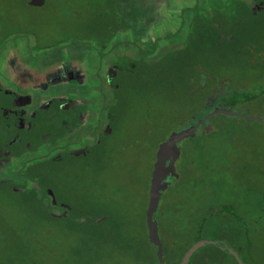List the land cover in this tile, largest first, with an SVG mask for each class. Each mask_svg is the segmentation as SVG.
<instances>
[{"label":"rangeland","instance_id":"1","mask_svg":"<svg viewBox=\"0 0 264 264\" xmlns=\"http://www.w3.org/2000/svg\"><path fill=\"white\" fill-rule=\"evenodd\" d=\"M93 1L45 0L43 7H32L25 6V0H0V60L8 45L26 41L37 46L51 45V48L65 45L66 51L76 41L88 43L97 56L98 49H95L92 40H77L84 33L80 26H86L82 19L85 22L88 20L89 24L95 17ZM219 1L212 0L211 4L214 3L213 6L218 8ZM233 2L234 6L240 2L252 4L255 12L261 7L253 0ZM136 3L146 8V0H136ZM223 6V11L218 14L208 11L206 21L209 19L218 25L224 21L227 23L228 15L235 14L236 9L232 5ZM153 10L155 13L156 10ZM239 21L246 23L243 19ZM252 24L251 28L243 27L240 35L242 41L233 48V52L238 50L236 58H232L230 52L227 57H216L215 63L228 65V68H222L219 73L221 76H234L238 80L233 81H239L244 76L259 75V85L264 87L263 56L251 60L258 72L250 70L249 66L243 68L251 57L247 55V51H251L247 43L251 41L246 36H252L250 31L264 30V17ZM223 30L226 29L223 27ZM33 32L38 33L39 41ZM140 37L147 39L149 35L142 34ZM169 41L170 38L161 41L153 54L150 47L152 41L140 42L135 49L133 47V52L137 53L134 58H114L115 50L107 49L109 57H113L111 61L119 65L115 83H123L124 87L116 91V97L122 99L120 109H114L112 113L110 108L107 109L112 114L113 123H108L105 131L113 128L115 132L112 137L98 146H84L79 152L74 150L66 153L64 148L53 149L48 146L50 151L41 161L49 160L52 163H49L47 170L40 171L46 173L44 176L48 177L49 185L33 182L22 174L21 169L27 168L29 161L16 163V166L21 167L19 171L10 169L0 173V178L26 186L27 192L35 189L32 193H36L44 208L41 214L51 218L48 222H38L30 209L31 204L26 207L10 203L9 199L0 195V256L12 259L11 264H35L27 258L38 254L47 255L55 259V264L62 257L75 253V248L83 244L84 255L103 254L104 247L107 244L110 246L115 237L117 243L123 241L130 245L134 255L140 249L145 258L153 255L156 250L147 238L145 212L156 148L171 133L196 121L188 119L189 110H177L179 99L169 100L164 96L167 88L165 78L154 82L149 77L151 67L161 75L160 57L169 49ZM211 46L206 45L205 52H210L207 49ZM21 47L26 52L24 46ZM118 48L117 51H129L126 50L128 45ZM213 55L215 53L210 56ZM197 59L198 54L185 59L188 66L178 69L182 72L180 83H186L193 70L196 69L195 73L198 74V69L193 68L200 61ZM131 64L136 68L128 74L123 73L121 68ZM172 68L177 70L176 66ZM182 88L178 86L177 92H182ZM112 102L113 99L109 103ZM220 108L246 117L264 119V95L253 103ZM60 116L58 111L54 113L53 126L60 123ZM210 119L211 133L198 129L195 137L184 139L177 145L179 154L175 170L178 176L170 177V185L162 192L154 214L162 249L167 251L172 260L179 258L195 237L224 243L234 237V219L224 210L228 207L234 208L235 215L242 220L240 229L243 237L251 238L256 249L260 248L264 253V218L259 223L255 222V217L249 214L254 206L248 201V196L253 193L258 194V197L263 194L264 197V125L240 116L220 114ZM41 126V120L35 121L34 129ZM28 217L34 221L31 225ZM205 217L207 225L202 222ZM75 237L86 238L82 241Z\"/></svg>","mask_w":264,"mask_h":264},{"label":"trees","instance_id":"2","mask_svg":"<svg viewBox=\"0 0 264 264\" xmlns=\"http://www.w3.org/2000/svg\"><path fill=\"white\" fill-rule=\"evenodd\" d=\"M220 1V7L218 8L213 6L214 3L211 4V1L209 0L206 4L204 3L206 6L205 8H208L207 12L211 11L218 14L220 11H223L225 7L223 6L224 4H226L227 7L229 5L234 6V2L232 3V1L234 0H223L222 2L224 3H221ZM229 1L230 3H228ZM93 2V5H95L93 6V13L95 14V17L90 21L89 24L88 20L87 22H85L82 19V22L85 23L86 26H80V29L84 31V33L82 35V38L77 40H86L85 42H90V40H92L95 44V49H98L99 56L101 57L104 55V52H106L108 45L110 44L120 26L121 12L119 10V7L122 0H94ZM254 2L261 5L259 11L255 12L253 8H251L250 4L240 2L239 4L234 6V9H236V13L228 15L227 23L224 21L223 24L220 25H218V23L216 22L209 21V19L208 21H206L205 15H207L208 13L204 11V7L201 8L202 13L199 12L198 7H195L194 9L196 12L194 13V17L192 18V21L189 25V32L182 44V47L171 52H167L160 57V62L162 63V66L160 67L161 75H159L156 70L154 71L155 68L153 67H151V70H149L151 73L149 77L154 82L163 81L165 78L167 88L164 96L169 100H173L175 98L178 101L179 99L177 110H189L188 119L196 120L195 122L191 123V125L195 124L199 119L205 117V113L212 111L215 107H223L227 105L237 107L243 104L245 105L256 102L260 98V96L264 95V87L259 85V75L254 74L252 76H244L242 78H239V81H233L234 79H238L233 78V75V77L231 76L232 78H229V75L221 76L219 74L221 73L222 68L226 69L228 68V65L215 63L217 61L216 57H227L228 55H230V52L232 58H236L238 50H234L233 52V48L235 47V45H237L238 42L242 41L240 35L243 31V27L248 26L249 28H251V26L254 25L252 23L257 22L259 19H262V17H264V1L255 0ZM24 4L25 6H29L27 0H25ZM131 11H133L132 7H130L128 12ZM240 19H243V21L246 20V23L240 22ZM227 25L229 26V28L227 27ZM223 27L226 30H223ZM216 31L218 34L215 33ZM257 31L258 32L250 31L252 36H246L249 37L248 40L251 41L250 43H247L248 47H250L251 50V53L249 52V50L247 51V55L250 54L251 57L248 61V64L243 67L245 69L249 66V69L254 70L255 72L258 71L255 69L256 65L251 60L256 56H258V58H260L261 56L264 57V30ZM33 33L36 36L37 41H39L40 38L38 33ZM209 44L212 46L207 50L211 51L205 52V47ZM49 46L51 45H41L38 47L47 48ZM150 47L151 53L153 54L156 47V41H153ZM212 53H215V55L210 56L212 55ZM145 54L146 53H144V55ZM196 54H198L199 57V59L197 60L200 61L195 63L193 65V68L198 69V74L195 73V69L189 76L190 78L186 83H180L182 77L180 73L182 72L178 71V69H182V66L187 67L188 65L185 59H188L192 56L195 57ZM117 66L119 65L116 62L112 68L113 80L111 83L114 87L113 93L115 95L113 99V105L110 107L111 113L114 111V109H120V106L122 105V99H120L119 96L116 97V91L124 88L123 83H115L118 70ZM172 66H176L177 70H174ZM127 67L131 69H126ZM134 67L136 68L134 64H131V66L125 65L121 69L122 71H124L123 73L128 74L131 72V70H133ZM172 73L174 75H176L177 73L178 75L174 77ZM164 75L166 77H164ZM191 79L192 81L188 83ZM180 85L183 86V91L178 93L177 88ZM246 90H249V93ZM12 96L13 95H6L3 91H0V141L2 142H0V155L7 150H9L10 152V148H12L9 143L13 141V138L9 136L11 131L15 129H11L10 127V121L12 118L10 116L6 118V115L3 114V110L6 109V105L8 103H12ZM110 112L108 114L111 118L112 114H110ZM112 120L113 119L111 118L110 125H112L111 123H113ZM210 123L211 119L207 121V124ZM183 128H185V126H183ZM199 129L205 131L204 126L200 127ZM4 131L7 132L6 137H3V134L5 133ZM211 131L209 133H211ZM114 132L115 130H113V128L107 130L106 133H103V136L100 138L98 144H103V142H105L107 138L113 136ZM23 150V147H19V149H16V151L18 152ZM49 163L51 164L52 162H50L49 160H43L33 165H29L27 168L23 169L22 174L25 177H29L33 182L36 181L38 184L43 183L44 185H49L48 177L46 175L44 176V174L46 173H42L40 171V169L47 170L50 167ZM169 179L170 178H168V180ZM18 184H14V181L12 180H5L3 178H0V195L9 199L8 202L10 203H17L20 205L22 204V206L26 207H28L27 204H31L30 209L33 210L34 218H37L38 222L50 221V216L48 217V215L46 216L41 214L44 208L43 204L37 199L38 196L36 195V193H32L35 189L33 188L34 190L27 192V189H25V185V187H23ZM20 188L25 189L26 192H22ZM46 188L44 190H46ZM262 195L258 197V194L254 195L253 193V195L251 194V196H248L249 203H253L254 206L249 214L255 217L256 223H259V221H262L264 218V215H262V210H264V197ZM224 210H226L230 214L232 219H234V222L232 220L234 237H231L230 240H228L226 243L217 242L216 244H209L205 245L202 248H199L194 252L187 264H238L236 259L228 252V249H233L234 251H236L243 264H264L263 251H261L260 248L256 249L255 243L251 238L243 237L241 231L242 220L240 219V217H237L235 215V209L232 207H228L224 208ZM28 218L29 225H31L32 222L34 223L32 217ZM206 221L207 218H203L202 222L206 223ZM237 223L238 225H236ZM75 238L84 241L86 237ZM199 240L200 239L198 237H195L194 240L183 250L180 257L176 260H172L167 255V251L163 248V264H178L184 253L195 242ZM112 242L110 243V246L109 244H107V246L104 247L103 254L98 255L90 253L89 255H84L82 249V247L84 248V244L82 247L79 245V247L75 248V253L69 254L66 257H62L60 259L61 261L59 260L55 262V264H158L157 258L155 256L156 251L149 258H145L146 256L141 254V249L138 250L134 255V250L132 249V247H130V245L126 244L125 242L120 241V243H117L116 237L115 241L112 240ZM152 246L156 250V247L154 245ZM27 259L33 260L35 264H53L55 261V259H51L50 256L39 254ZM7 263L11 264L13 263V260L1 255L0 264Z\"/></svg>","mask_w":264,"mask_h":264},{"label":"crops","instance_id":"3","mask_svg":"<svg viewBox=\"0 0 264 264\" xmlns=\"http://www.w3.org/2000/svg\"><path fill=\"white\" fill-rule=\"evenodd\" d=\"M207 1L146 0V8H142L145 6L140 7L136 0H122L120 26L107 49L115 50L114 58H134L137 53L133 52V47L135 49L140 42L156 41L157 51L166 38H170V46L161 55L181 48L196 12L194 7L197 6L200 13L204 7L207 12ZM130 7L133 11L128 12ZM142 34L149 37L139 38ZM19 43L8 45L0 60V91L13 95L12 103L6 105L3 114L12 118L10 127L15 129L9 136L13 138L9 143L10 152L7 150L0 155V173L10 169L19 171L21 167L15 164L22 161H29L27 166L40 162L49 153V147L64 148L68 153L79 152L84 146H98L111 120L107 109L113 105L109 102L114 99L111 82L116 62L111 61L113 57H109L107 49L97 59L99 53L96 56L88 43L76 41L68 51L65 45L40 48L33 42ZM121 45H128L126 50L129 51H117ZM57 111L61 121L53 126V115ZM37 120L42 121V126L34 129ZM48 138L50 140H46ZM19 147L24 150L16 151Z\"/></svg>","mask_w":264,"mask_h":264},{"label":"water","instance_id":"4","mask_svg":"<svg viewBox=\"0 0 264 264\" xmlns=\"http://www.w3.org/2000/svg\"><path fill=\"white\" fill-rule=\"evenodd\" d=\"M45 0H29L28 5L32 7H42ZM226 115L230 117L240 116L242 118H249L252 121H257L264 124V119L261 117H246L237 114L231 110H225L220 107H215L202 119H199L195 124L189 125L178 131L171 133L165 140L160 142L157 146L154 163L152 166L149 188H148V202L145 212V225L147 229L148 241L156 247L155 256L158 264H163V249L162 243L158 234L157 221L154 214L157 211L159 200L163 191L170 185L168 178H177L175 170V161L179 154L177 145L184 139L193 138L197 134V130L204 126L206 133L212 130V126L207 124V121L215 115ZM214 241L199 240L195 242L182 256L178 264H187L191 256L196 250L209 244H216ZM228 252L236 259L238 264H243L238 254L233 249H228Z\"/></svg>","mask_w":264,"mask_h":264}]
</instances>
